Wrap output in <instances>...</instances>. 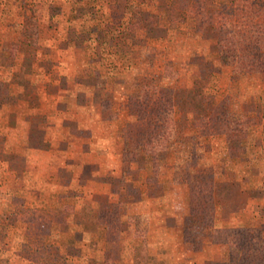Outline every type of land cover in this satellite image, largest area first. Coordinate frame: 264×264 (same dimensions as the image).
<instances>
[{"label":"rangeland","instance_id":"obj_1","mask_svg":"<svg viewBox=\"0 0 264 264\" xmlns=\"http://www.w3.org/2000/svg\"><path fill=\"white\" fill-rule=\"evenodd\" d=\"M167 1L0 0L2 264H264V78Z\"/></svg>","mask_w":264,"mask_h":264},{"label":"trees","instance_id":"obj_2","mask_svg":"<svg viewBox=\"0 0 264 264\" xmlns=\"http://www.w3.org/2000/svg\"><path fill=\"white\" fill-rule=\"evenodd\" d=\"M208 1L168 0L164 6L166 17L172 25L193 21L198 34L210 39L221 61L232 72L264 78V0H227L219 5L217 14L206 9ZM3 261L0 257V264ZM29 261L58 264L45 254Z\"/></svg>","mask_w":264,"mask_h":264}]
</instances>
